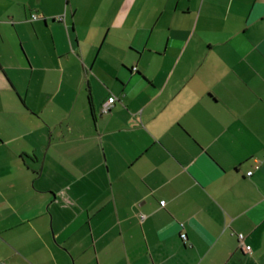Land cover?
<instances>
[{"label": "crops", "instance_id": "obj_1", "mask_svg": "<svg viewBox=\"0 0 264 264\" xmlns=\"http://www.w3.org/2000/svg\"><path fill=\"white\" fill-rule=\"evenodd\" d=\"M0 264H264V0H0Z\"/></svg>", "mask_w": 264, "mask_h": 264}, {"label": "built area", "instance_id": "obj_2", "mask_svg": "<svg viewBox=\"0 0 264 264\" xmlns=\"http://www.w3.org/2000/svg\"><path fill=\"white\" fill-rule=\"evenodd\" d=\"M36 18H37V16H34V19H36ZM116 101H117L116 98H111L107 103H105L103 108H102V113L103 114L110 113L112 111V108L114 107ZM252 174H253V172L251 171L247 175L250 177ZM162 205L164 206L165 203L163 202ZM181 237L183 240H186V238H187L186 234H182ZM238 237H239L240 243L242 244L243 249H245L247 252H250V247L243 245L245 237L241 234L238 235Z\"/></svg>", "mask_w": 264, "mask_h": 264}]
</instances>
